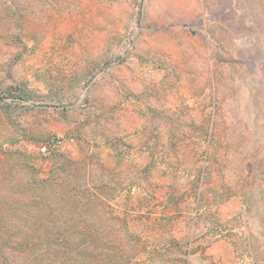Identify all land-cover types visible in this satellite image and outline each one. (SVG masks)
<instances>
[{"label": "rangeland", "instance_id": "rangeland-1", "mask_svg": "<svg viewBox=\"0 0 264 264\" xmlns=\"http://www.w3.org/2000/svg\"><path fill=\"white\" fill-rule=\"evenodd\" d=\"M0 264H264V0H0Z\"/></svg>", "mask_w": 264, "mask_h": 264}]
</instances>
